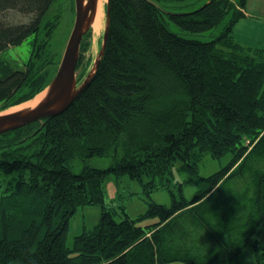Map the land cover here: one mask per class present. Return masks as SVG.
<instances>
[{"label":"trees","instance_id":"obj_1","mask_svg":"<svg viewBox=\"0 0 264 264\" xmlns=\"http://www.w3.org/2000/svg\"><path fill=\"white\" fill-rule=\"evenodd\" d=\"M56 1L0 0V55L33 39L24 68L0 58V112L33 99L55 76L59 57L49 46L60 17L48 15ZM155 1L187 13L110 0L107 48L90 85L64 113L0 136V170L18 175L0 197V264H239L261 233L264 46L241 44L233 34L249 0H212L204 8L207 0ZM11 15L27 20L13 22ZM167 17L193 34L230 20L220 36L202 41L171 31ZM80 69L82 78L85 54ZM206 153L232 160L199 177L192 201L173 195L171 208L152 203L137 220L124 212L118 221L106 209L109 175L147 176L156 186L178 160L196 173ZM95 157L115 164L72 171L73 160ZM92 205L103 206L100 222L68 249L71 218ZM146 217L159 222L140 226ZM253 249L264 264V246Z\"/></svg>","mask_w":264,"mask_h":264},{"label":"rangeland","instance_id":"obj_2","mask_svg":"<svg viewBox=\"0 0 264 264\" xmlns=\"http://www.w3.org/2000/svg\"><path fill=\"white\" fill-rule=\"evenodd\" d=\"M74 2V0H57L51 13L48 15V20H54L56 17H60L59 26L55 31L49 46L50 53L54 55L53 58L56 59L57 55L59 57L57 70L73 30L75 21ZM200 4L201 3L199 2L196 7H199ZM246 9L251 14H255L262 20L264 19V0H249ZM9 17L13 22H17V20H27V18L23 16L11 15ZM105 18L101 31L99 33H94L93 30L92 32L91 47L88 53L85 54V63L88 62V69L92 66L100 51L105 29ZM229 20L230 17H227L218 27L198 34L184 31L168 17L166 18V23L171 31L178 33L181 36L209 41L220 36V33L224 30ZM32 41L33 39L29 38L19 46L10 47L0 55V58L6 60L16 68H24V63L28 61L32 54ZM242 43L245 44L244 42ZM245 45L259 46L254 44L249 45L247 43ZM81 71L82 69L78 71V77H80ZM2 157L5 159H11V157ZM231 160V154H226L225 157L216 159L206 153L203 155V158L198 159L196 173L193 171V167H184L185 164L183 160L175 161L172 166L171 174L166 176L164 180L157 178L155 181L156 186H151L149 184L151 180L147 176H144L142 180H139L133 179L129 175L116 176L115 174H111L104 182L105 207L115 215L118 221L125 217L124 212L129 215L130 218L137 220L148 212L149 205L152 203L171 208L174 203L173 195L177 197V200L184 198L185 200L192 201L198 191L197 181L199 177L204 178L225 169ZM114 164L115 160L112 157H95L89 160H73L70 166L75 174H79L86 166L96 169H108ZM190 164L191 161L189 165ZM17 179V173H5L0 170V197L4 194V190L8 186L16 183ZM102 211V205L84 206L77 209L75 215L70 220L69 229L66 235L65 244L68 249H73L75 238L77 236L81 235L84 231L92 230L100 222ZM158 222L159 217H146L138 221V224L147 227ZM251 241L250 246L242 255H240L238 260L239 264H259L255 259L253 244L258 242L260 246H264V226L262 227L261 233L256 234ZM170 264L184 263L174 262Z\"/></svg>","mask_w":264,"mask_h":264},{"label":"water","instance_id":"obj_3","mask_svg":"<svg viewBox=\"0 0 264 264\" xmlns=\"http://www.w3.org/2000/svg\"><path fill=\"white\" fill-rule=\"evenodd\" d=\"M145 1L166 15H186L187 13L167 10L155 0ZM211 3L212 0H207V3L200 8H204ZM100 4L101 0H75V25L55 76L47 87L41 93L36 95L37 97L44 93L43 98L38 104L31 107H24L9 112L13 108L34 101L36 97L0 112V136L12 131L23 129L33 123H43L47 119L64 113L90 85L100 68L102 58L107 48L111 24L110 0H107L106 4H103L106 18L100 51L92 66L87 69L82 78L77 76L79 71L78 65L81 58V45L83 38L90 29L93 30ZM23 141H25V139L22 140V142Z\"/></svg>","mask_w":264,"mask_h":264},{"label":"crops","instance_id":"obj_4","mask_svg":"<svg viewBox=\"0 0 264 264\" xmlns=\"http://www.w3.org/2000/svg\"><path fill=\"white\" fill-rule=\"evenodd\" d=\"M249 3V2H248ZM248 5V4H247ZM246 17L235 26L233 30L234 37L245 44L264 45V19H260L255 14H251L247 9ZM239 260V259H238Z\"/></svg>","mask_w":264,"mask_h":264},{"label":"bare ground","instance_id":"obj_5","mask_svg":"<svg viewBox=\"0 0 264 264\" xmlns=\"http://www.w3.org/2000/svg\"><path fill=\"white\" fill-rule=\"evenodd\" d=\"M106 2H107V0H101V4H100V7H99L97 18H96V21L94 23L95 33H99L101 31V29H102L104 18H105V10H104L103 4H105ZM43 96H44V93L39 95V96H37L34 101L26 103V104H23V105H21L19 107H16V108H13L9 112L16 111V110H19V109L24 108V107L34 106V105L38 104L41 101Z\"/></svg>","mask_w":264,"mask_h":264},{"label":"flooded vegetation","instance_id":"obj_6","mask_svg":"<svg viewBox=\"0 0 264 264\" xmlns=\"http://www.w3.org/2000/svg\"><path fill=\"white\" fill-rule=\"evenodd\" d=\"M74 1H75V0H74ZM74 10H75V19H76L75 2H74ZM74 25H75V21H74ZM73 28H74V26H73ZM93 30H94V26H93ZM93 30L90 29V30L88 31V33L84 36L83 41H82V45H81V54H86V53H88V51L90 50V47H91V38H92V32H93ZM72 31H73V30H72ZM71 33H72V32H71ZM94 33H95V30H94ZM89 40H90V42H89ZM85 43H89V47H88V49L84 52L82 48H83V45H84Z\"/></svg>","mask_w":264,"mask_h":264}]
</instances>
